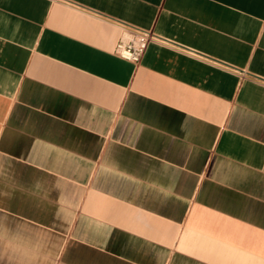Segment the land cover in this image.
<instances>
[{
  "label": "crops",
  "instance_id": "obj_1",
  "mask_svg": "<svg viewBox=\"0 0 264 264\" xmlns=\"http://www.w3.org/2000/svg\"><path fill=\"white\" fill-rule=\"evenodd\" d=\"M0 264H264V0H0Z\"/></svg>",
  "mask_w": 264,
  "mask_h": 264
},
{
  "label": "built area",
  "instance_id": "obj_2",
  "mask_svg": "<svg viewBox=\"0 0 264 264\" xmlns=\"http://www.w3.org/2000/svg\"><path fill=\"white\" fill-rule=\"evenodd\" d=\"M121 30L120 39L115 47L114 53L120 58L138 64L147 46L154 42L168 45L169 42L163 38L139 28L126 24H119Z\"/></svg>",
  "mask_w": 264,
  "mask_h": 264
}]
</instances>
